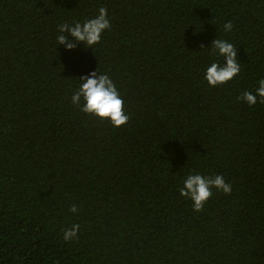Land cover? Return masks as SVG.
Here are the masks:
<instances>
[{
    "label": "trees",
    "instance_id": "obj_1",
    "mask_svg": "<svg viewBox=\"0 0 264 264\" xmlns=\"http://www.w3.org/2000/svg\"><path fill=\"white\" fill-rule=\"evenodd\" d=\"M101 7L93 51L57 47ZM216 38L241 71L210 87ZM96 70L124 100L118 128L71 103ZM262 78L264 0H0V264H264V103L237 99ZM190 172L232 191L196 212Z\"/></svg>",
    "mask_w": 264,
    "mask_h": 264
},
{
    "label": "clouds",
    "instance_id": "obj_2",
    "mask_svg": "<svg viewBox=\"0 0 264 264\" xmlns=\"http://www.w3.org/2000/svg\"><path fill=\"white\" fill-rule=\"evenodd\" d=\"M108 11L101 7L98 15L85 19L83 22L62 23L57 28L56 45H63L66 51L71 52L78 46L93 49L100 43L102 35L111 29ZM224 31L230 32L233 28L231 22L224 24ZM207 48V47H206ZM209 55L223 58V62H211L204 70V80L210 87H217L233 80L240 74L241 65L237 59V48L224 39H214L210 45ZM249 107L258 102L264 103V78L258 81L255 92L244 91L237 98ZM71 103L85 114L100 119H107L111 126L120 127L129 120V115L124 111V100L116 84L107 73L92 71L79 77V82L71 95ZM213 188L230 194L232 185L225 182L223 175L214 177L205 176L198 172H190L183 178L182 187L179 188L180 196L189 200L194 211H203L204 205L213 195ZM70 211L76 213L78 208L73 205ZM79 225L74 224L65 229L63 239L70 241L77 238Z\"/></svg>",
    "mask_w": 264,
    "mask_h": 264
}]
</instances>
